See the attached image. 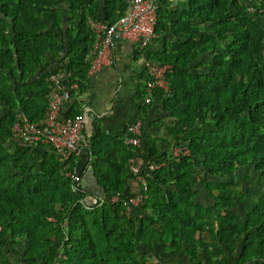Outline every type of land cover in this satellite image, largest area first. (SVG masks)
Masks as SVG:
<instances>
[{
  "label": "trees",
  "instance_id": "16d2710c",
  "mask_svg": "<svg viewBox=\"0 0 264 264\" xmlns=\"http://www.w3.org/2000/svg\"><path fill=\"white\" fill-rule=\"evenodd\" d=\"M154 2L159 47L148 57L169 68L151 100L171 118L172 142L143 147L162 164L130 205L132 150L120 137L94 131L85 146L99 192L80 185L81 153L62 160L45 144L5 145L16 110L29 120L41 115L47 62L70 71L77 93L84 88L94 37L86 19L113 22L127 0H0V264H151L136 247L150 253L154 245L188 264L264 261V0ZM208 52V67L196 70ZM145 79L135 88L141 103ZM70 102L67 113L76 110ZM172 145L188 154L173 158ZM246 165L261 187L249 209L231 174ZM76 167V181L62 174ZM195 184L210 204L194 200Z\"/></svg>",
  "mask_w": 264,
  "mask_h": 264
},
{
  "label": "built area",
  "instance_id": "2783aa9c",
  "mask_svg": "<svg viewBox=\"0 0 264 264\" xmlns=\"http://www.w3.org/2000/svg\"><path fill=\"white\" fill-rule=\"evenodd\" d=\"M124 13L113 22L105 23L99 20L86 19L90 31L94 34L88 46L84 60L88 67L86 75L97 71L105 62L113 39H123L131 42L137 51H143L155 36V2L154 0H127ZM264 8V5L262 6ZM248 10L252 7L248 6ZM139 63L146 75L142 103H148L155 87H165L164 72L169 68L167 63H160L143 54ZM46 83L45 106L41 115L35 120H29L20 110H16L10 132L5 140L9 149L45 144L62 160L76 157L81 153L79 136L89 108L85 101L78 99L77 83L71 78L70 71L56 65L45 72ZM72 96V97H71ZM76 100V110L67 113V103ZM141 120L136 117L129 122L124 130L122 141L131 148L127 158V169L138 182L139 189L126 197L128 204H137L146 190L145 177H150L151 171L158 168L162 161L145 156L140 146ZM188 154L185 145H172L169 155L177 159ZM62 174L71 181L77 180L74 170H64ZM115 196L110 197V201ZM13 264H22L17 261Z\"/></svg>",
  "mask_w": 264,
  "mask_h": 264
},
{
  "label": "crops",
  "instance_id": "0c3cea01",
  "mask_svg": "<svg viewBox=\"0 0 264 264\" xmlns=\"http://www.w3.org/2000/svg\"><path fill=\"white\" fill-rule=\"evenodd\" d=\"M158 47V41H150L147 43L143 54L148 57V55L156 52ZM143 54L137 51L131 42L123 39H113L107 54V62L91 75L87 76L85 74L86 81L84 82V88L78 93L80 94L78 99L87 103L89 112L79 136L82 157L77 164L84 161V171L80 175V185L89 192L100 191L93 178V169L90 165L94 157H86L87 161L85 160V152H87L85 146L89 144V139L95 135L94 131L123 138L127 124L138 117L142 123L140 146L143 153V149L151 144L160 150L163 147V142L170 139L165 131V126L169 125L170 117H167V114L161 111L159 103L151 100L152 97L150 98L152 101L150 104L141 103L140 100L135 98V88L144 77V71L139 63V57H142ZM52 63L54 62H47L46 69H51L53 67ZM76 100H70L75 108ZM138 106L144 109L140 115ZM74 171L78 172L77 167ZM128 186L131 192L138 190V182L134 178L128 179ZM154 250H160L161 255L164 254L163 259H167V262L163 264H188L189 262L182 253L174 254L165 251L160 245H156L148 254L153 255ZM243 264H264V261H248Z\"/></svg>",
  "mask_w": 264,
  "mask_h": 264
},
{
  "label": "rangeland",
  "instance_id": "374dc122",
  "mask_svg": "<svg viewBox=\"0 0 264 264\" xmlns=\"http://www.w3.org/2000/svg\"><path fill=\"white\" fill-rule=\"evenodd\" d=\"M217 50L220 51V48H217ZM201 58L203 62L200 67H196V70H200V69L204 70L206 69V67H208V64L211 61V54H209L208 52L204 54L203 56L199 57V59ZM191 67H192V64H191ZM171 122L172 121L170 118L169 123ZM171 142L172 140L170 138L169 141L165 140L163 144H167L168 146H170ZM193 171H195L198 176L202 175V169L196 165H194ZM231 174H232V180L236 184V190L239 192H243L244 194V197L242 199L244 208L249 209L250 206L253 204L255 198L261 193V187L258 184L259 172L254 171L251 166L246 165V166H241V167L236 168L235 170L232 171ZM205 179H210V177L207 176ZM216 181H228V178H217ZM194 188L197 189V195L194 198V200H197V202H202L204 204H210L212 202L209 195L205 192L203 186L199 184H195ZM238 210L239 208L237 207V211ZM155 247L156 245H154L152 249H154ZM15 249L16 250L14 251L17 253L21 251L22 243H16ZM160 250L159 251L154 250L153 255H151V254H148L149 252H145L143 249H141V247H136V253L138 255L144 254L145 259L151 264H163L167 262V259H163L164 254L161 255ZM10 253L13 254V251ZM12 254H8V255L12 256Z\"/></svg>",
  "mask_w": 264,
  "mask_h": 264
}]
</instances>
